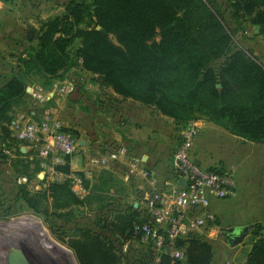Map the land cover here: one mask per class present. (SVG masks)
Segmentation results:
<instances>
[{"label": "trees", "instance_id": "16d2710c", "mask_svg": "<svg viewBox=\"0 0 264 264\" xmlns=\"http://www.w3.org/2000/svg\"><path fill=\"white\" fill-rule=\"evenodd\" d=\"M233 28L244 34L255 28L264 40V0H70L60 15L29 30L35 46L15 58L9 74H0V143L14 141L8 126L30 77L49 87L80 69L95 76L100 88L151 109L177 127L204 119L238 139L264 144V66L233 45ZM14 153L28 157L18 149ZM5 158L0 152V161ZM64 161L59 171L68 167L69 158ZM176 179L172 171L169 181ZM114 185L113 175L103 170L82 200L68 181L50 183L33 194L24 190L21 199L33 212L47 214L51 209L66 224L77 222L76 206L94 212L91 226L76 229L84 240L71 241L68 247L79 264H118L114 241L142 240L140 228L148 217L132 205L125 214L111 208ZM260 230L253 232L256 239L245 264H264ZM106 235L116 238L111 241ZM183 242L188 245L185 264L209 263L208 245L193 235L176 246ZM161 259L160 264H180L167 255Z\"/></svg>", "mask_w": 264, "mask_h": 264}, {"label": "rangeland", "instance_id": "374dc122", "mask_svg": "<svg viewBox=\"0 0 264 264\" xmlns=\"http://www.w3.org/2000/svg\"><path fill=\"white\" fill-rule=\"evenodd\" d=\"M26 4L28 5L22 9V19L33 22L36 19L40 21V17L49 16L51 5L46 0L38 3L36 7V3L30 1ZM225 20L228 26L233 27L227 16ZM247 31L244 34L233 28V45L248 52L264 66V40L256 35L255 28ZM8 51V48L0 47L2 75L9 74L13 67L14 59L5 63L2 56H8L5 54ZM28 82L23 102L13 110L12 122L23 117L25 121L39 126L45 125L46 128L55 129L57 133L69 137L75 145L72 154L65 156L69 161L63 172L57 168L64 166L66 161L46 172L41 168V163L49 164L50 160H44L39 155V147L17 140L19 133L11 125L12 122L8 126L14 141L0 143V152L6 157L0 161V264H79L68 244L71 241L84 240L81 232L76 229L91 226L89 223L93 220L94 212L76 206L74 221L77 222L66 224L62 219L51 215V209L47 214L30 210L21 199L24 190L33 194L45 190L50 183L68 181L71 192L82 200L88 195L90 186L98 184L100 173L105 170L113 175L115 181L110 194L111 208L125 214L132 205L145 216V200L152 193L163 191L165 183L171 182L166 181L165 177L170 165L174 166L171 160L184 140L187 127L171 126L165 120L158 119L154 126L155 131L150 132L152 128L144 119L155 118L150 117L152 112L149 109L116 95L115 98L110 91L98 86L95 76L80 69L70 70L61 81H54L49 87L37 77H30ZM62 87L65 92H60ZM35 92L39 93V100L32 97ZM196 136L197 134L192 137L190 145V158L193 161L192 144ZM16 149L28 157L18 158L14 153ZM238 149L239 146L231 147V155L220 152L222 168H216L233 173L235 195L213 201L206 213L199 211L191 215L200 219L208 217L207 221L189 234L210 247L211 257L208 264L246 263L255 234L247 235L244 242L233 247L226 242L225 234L227 223L232 221V206L237 204V196L243 190H247L250 196L247 204L251 205L254 213L252 217L261 218L262 221L257 235L264 231V215L259 217L262 211L259 212L258 208L263 207L264 212V144H253L241 151ZM113 154L118 157L116 160L108 158L104 164L100 163L102 157ZM155 161L157 165H153ZM174 172L178 176L175 166ZM151 180L155 186L148 189V181ZM87 181L90 182L88 185ZM115 214L116 212L112 213L111 217ZM191 217L187 216L185 219L189 220ZM255 228L256 226L254 230ZM189 235L179 237L171 250L165 248L160 252L153 247L150 240L144 241L142 238L138 242H124L114 241L116 236H106L114 241L118 264H160L163 255L170 257V254L175 253H179L181 257L174 259L185 264L188 245L185 242L183 245H176L179 240H187ZM262 236L264 235L261 234L260 237Z\"/></svg>", "mask_w": 264, "mask_h": 264}, {"label": "built area", "instance_id": "2783aa9c", "mask_svg": "<svg viewBox=\"0 0 264 264\" xmlns=\"http://www.w3.org/2000/svg\"><path fill=\"white\" fill-rule=\"evenodd\" d=\"M60 92H65L63 87ZM32 97L40 99L38 92L33 93ZM23 120V117H18L11 124L19 133L16 138L29 146L39 147V155L44 160H50L49 164L41 163L44 171L50 172L64 163L65 156L72 154L75 145L72 139L57 133L55 129L46 128L45 125L39 126ZM196 134L197 129L188 126L182 144L173 155L172 161L178 174L176 181L166 182L163 191L152 193L144 202L148 219L140 228V232L144 241L150 240L159 252L165 248L171 250L179 237L191 234L200 224L207 221L208 217L200 219L191 217L192 214L199 211L206 213L213 201L235 195L236 187L231 171L206 170L190 158L191 139ZM108 158L116 160L118 157L113 154L110 157H102L99 161L104 164ZM180 179L183 187L177 184ZM187 216L191 218L185 219ZM169 256L172 259L181 257L179 253Z\"/></svg>", "mask_w": 264, "mask_h": 264}, {"label": "crops", "instance_id": "0c3cea01", "mask_svg": "<svg viewBox=\"0 0 264 264\" xmlns=\"http://www.w3.org/2000/svg\"><path fill=\"white\" fill-rule=\"evenodd\" d=\"M29 1L36 3L35 4L36 7L38 3L40 4L41 1H45V0H9L8 2H4L0 0V47L2 46L4 47V49L7 48L9 49L8 53L7 52L5 53L8 54V56L4 54L2 56L5 59L4 61L5 63H10L9 61L14 59V62L12 63L13 66H16L15 58H17L20 54H22V52L30 45L35 46V42L32 43L29 42L28 31L30 29L37 30L41 22L47 20L48 18L60 15L64 11L65 6L69 3L70 0H46L47 3L51 5V7L49 8L50 10L49 16L46 18L40 17V21L39 19H36L33 22L30 20L22 19L21 17L22 9L24 6L28 5L26 3ZM22 39H24V41H22ZM22 42L25 44H23ZM113 96L115 97V95ZM135 104L139 106L137 103ZM149 110L150 112H152L150 117L155 118L154 120H152L151 118L144 119L145 120L144 122H146L149 125V127L152 128L150 132L155 131L154 126L158 119L165 120V122H167L171 126H176L174 125L172 120L159 115L158 113L152 111L151 109ZM188 126H193L197 129V136L192 144V153H193L194 162L206 170L222 168L221 163H223V160L220 159L222 151H224L223 155L225 153L231 155L232 153H229V151H231V147L239 146L238 150L241 151L243 149H246L248 146L253 145L252 143H249L246 140L245 142H243L242 139H238L234 136H231L226 131L218 128L217 126L207 122L204 119L190 123ZM150 132H149V137H150ZM238 150L237 153L239 152ZM143 158L141 157V159ZM243 162L244 161H242V163ZM153 165H157L156 161L154 162ZM172 171L174 173V166L172 167V165H170V170L168 171L165 177L166 181L169 180ZM151 175L153 176L154 174L151 173ZM152 181L153 180L148 181V189H152L155 186L154 184H152ZM237 197H239L238 202H236L237 204L232 206L231 209L232 221L227 223L226 229L231 227H243L246 225H252L253 223L258 224V226L256 227H262L261 218L256 219L252 217L254 216L253 215L254 213H252L251 205L249 206L247 204L248 201L250 200V196L247 193V190H243ZM139 202L141 203L142 200H140ZM247 208L249 209L247 210ZM258 208H259V212L262 211L260 212L261 214H259L260 215L259 217H261V215H264L263 214L264 212L262 210L263 207L260 208L259 206ZM244 217H248L249 219H244ZM252 219H255L253 220L255 222H252ZM254 231L255 230L253 227L252 229H250L247 235L248 236L252 235ZM261 234L264 235V231L260 232L259 235ZM262 238H264V236H262Z\"/></svg>", "mask_w": 264, "mask_h": 264}, {"label": "water", "instance_id": "95a60500", "mask_svg": "<svg viewBox=\"0 0 264 264\" xmlns=\"http://www.w3.org/2000/svg\"><path fill=\"white\" fill-rule=\"evenodd\" d=\"M96 30H99V27H96ZM242 141L245 142V140H242ZM177 184H178V186L183 187V182L181 179L178 181ZM134 207H136V205ZM257 225L258 224H252V225H246L243 227L227 228L225 230V233L227 234L226 242L229 244L230 247L241 244L244 241V239L246 238L250 229H252L253 227H255ZM11 264H14V263L11 262Z\"/></svg>", "mask_w": 264, "mask_h": 264}]
</instances>
